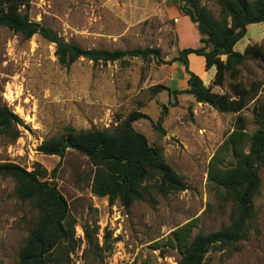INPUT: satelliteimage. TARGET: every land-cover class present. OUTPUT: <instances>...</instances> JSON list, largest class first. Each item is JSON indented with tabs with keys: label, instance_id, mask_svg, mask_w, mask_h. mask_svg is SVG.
<instances>
[{
	"label": "rangeland",
	"instance_id": "374dc122",
	"mask_svg": "<svg viewBox=\"0 0 264 264\" xmlns=\"http://www.w3.org/2000/svg\"><path fill=\"white\" fill-rule=\"evenodd\" d=\"M202 3L215 15L220 13L217 0ZM180 14V3L173 0L32 2L31 21L52 29L65 42L89 50H160L158 60L132 58L126 64L94 63L82 58L66 68L58 62L55 44L39 35L26 39L0 27V104L7 103L26 126L15 142L0 136V163L13 162L32 171L39 162L52 171L60 158L38 151L45 139L64 134L67 127L112 130L138 111L147 114L151 121L140 120L134 128L147 137L150 145L162 147L166 161L188 186L185 191L166 196L150 192L146 201L135 202L130 209L119 202L110 206L106 198L91 192L94 168L89 159L70 151L54 181L78 222L75 231L81 248L71 256L72 264L93 261L92 256L83 257L85 224L90 229L95 224L99 227L97 237L101 244L106 229L118 238L112 252L105 256V264H179L182 254L176 242H171L174 230L194 219V235L210 234L230 223L231 205H223L217 199L218 188L210 182L209 170L219 145L236 126V114L200 104L193 96L175 97L166 90L154 91L157 85L170 87L173 80L179 88L183 87L179 65L167 62L185 48L198 47L196 26L189 20L194 29L190 27L189 18ZM248 45L264 52V23L250 25L235 50L244 53ZM204 63L202 56H189L191 70H199ZM240 69L237 79L226 74L224 88L215 86L213 81L205 85L213 93L223 94L233 93L231 86L236 82L249 87L264 81L261 58L249 55ZM260 101L264 105V88ZM243 114L247 131L253 134L258 128L254 105ZM161 118L165 135L156 132L152 124ZM222 157L227 166L237 160L232 151ZM260 176L262 187L255 198L258 218L250 239L230 250H213L207 256L209 264H264V168ZM16 189L14 179L0 176V264H19L20 248L37 215L29 203L18 198Z\"/></svg>",
	"mask_w": 264,
	"mask_h": 264
},
{
	"label": "trees",
	"instance_id": "16d2710c",
	"mask_svg": "<svg viewBox=\"0 0 264 264\" xmlns=\"http://www.w3.org/2000/svg\"><path fill=\"white\" fill-rule=\"evenodd\" d=\"M34 0H0V27L22 34L26 39L35 35L56 45V55L61 66L70 68L84 58L94 63L128 62L132 58L144 61L159 59L160 50L152 48L134 50H89L63 41L52 29L31 21L30 9ZM180 9L196 26L199 45L185 48L168 64L179 63L187 76V88L171 90L157 85L155 92L168 91L170 96H193L196 102L209 105L223 113L236 114V126L227 134L213 156L209 180L217 188V199L223 205H231L230 223L210 234L194 235L197 219L172 232L173 239L182 254L179 264H209L207 256L213 251H225L238 243L248 241L257 222L255 198L260 194L264 168V105L260 104L263 82L249 87L242 82L232 84L233 93L217 94L207 87L200 76L191 71L189 56L205 59L206 71L216 68L215 86L224 88L226 74L233 79L241 74L240 67L249 55L261 58L264 52L248 45L244 53L235 50L248 34V27L264 23V0H217L220 13L215 15L202 0H179ZM176 104V103H175ZM257 104L258 105L257 107ZM254 105L256 125L253 134L247 131V119L243 112ZM167 107L164 106L163 114ZM150 120L141 112L131 113L114 129L77 130L67 127L66 132L45 139L38 151L60 158L58 165L48 171L36 162L33 170L13 162L0 163V176L12 178L17 183V196L29 203L37 215L25 244L20 248L19 264H72L71 258L81 248L76 238L77 220L71 215L65 196L54 181L70 151L86 156L94 168L91 192L106 198L110 206L118 202L130 209L135 202L146 201L148 193L166 196L188 189L186 182L166 161L162 147L150 145L147 137L134 128L140 120ZM162 118L152 122L156 132L163 135ZM24 122L7 103L0 104V136L15 142L22 137ZM232 151L235 164L226 165L222 155ZM86 248L83 257H93L91 264H105V256L112 252L118 238L106 229L101 244L93 229L82 225ZM135 264V263H132Z\"/></svg>",
	"mask_w": 264,
	"mask_h": 264
},
{
	"label": "crops",
	"instance_id": "0c3cea01",
	"mask_svg": "<svg viewBox=\"0 0 264 264\" xmlns=\"http://www.w3.org/2000/svg\"><path fill=\"white\" fill-rule=\"evenodd\" d=\"M179 2V0H173V2ZM179 16H181V17H184V18H188V17H186V16H184L183 14H180ZM189 20L190 19H188V25L190 26V27H192L193 29H194V26L189 22ZM180 22H181V20H180V17L178 18V24H180ZM182 39V38H181ZM181 39H180V41H181ZM199 40V39H198ZM198 45H199V43H198ZM197 45V46H198ZM192 55H194V54H192ZM178 65H179V67H177L179 70H180V75H181V77L183 78V80H184V85H183V87H178L177 86V81H175V80H173L172 81V83H171V86L169 87L171 90H181V89H186L187 88V76H186V74L185 73H183L184 71H183V69H182V66L179 64V63H177ZM214 69L215 68H212L211 70H209V71H206V68H205V63L199 68V70H191V71H193L195 74H197L198 76H200L201 78H202V80L204 81V83H210V82H212L213 80H214V78H215V75H216V73L214 72ZM202 73H201V72ZM210 72H212V75H210ZM204 77H206L207 79L205 80V78Z\"/></svg>",
	"mask_w": 264,
	"mask_h": 264
},
{
	"label": "bare ground",
	"instance_id": "6f19581e",
	"mask_svg": "<svg viewBox=\"0 0 264 264\" xmlns=\"http://www.w3.org/2000/svg\"><path fill=\"white\" fill-rule=\"evenodd\" d=\"M10 97V96H9ZM20 109V108H19Z\"/></svg>",
	"mask_w": 264,
	"mask_h": 264
}]
</instances>
